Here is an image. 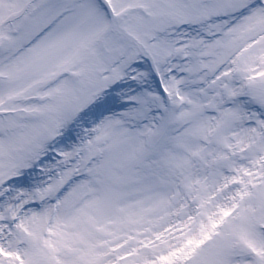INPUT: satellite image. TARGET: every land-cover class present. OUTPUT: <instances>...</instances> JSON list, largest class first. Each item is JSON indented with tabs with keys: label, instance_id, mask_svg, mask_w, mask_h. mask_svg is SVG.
<instances>
[{
	"label": "snow or ice",
	"instance_id": "1",
	"mask_svg": "<svg viewBox=\"0 0 264 264\" xmlns=\"http://www.w3.org/2000/svg\"><path fill=\"white\" fill-rule=\"evenodd\" d=\"M0 264H264V0H0Z\"/></svg>",
	"mask_w": 264,
	"mask_h": 264
}]
</instances>
